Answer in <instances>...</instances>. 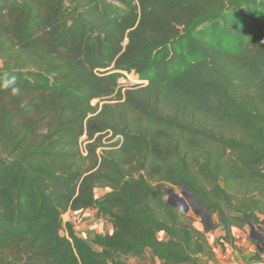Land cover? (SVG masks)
<instances>
[{"label": "trees", "instance_id": "16d2710c", "mask_svg": "<svg viewBox=\"0 0 264 264\" xmlns=\"http://www.w3.org/2000/svg\"><path fill=\"white\" fill-rule=\"evenodd\" d=\"M0 60V264H223L264 225V0H0Z\"/></svg>", "mask_w": 264, "mask_h": 264}, {"label": "rangeland", "instance_id": "374dc122", "mask_svg": "<svg viewBox=\"0 0 264 264\" xmlns=\"http://www.w3.org/2000/svg\"><path fill=\"white\" fill-rule=\"evenodd\" d=\"M174 194H178L179 199H176ZM167 198H171L173 201L177 202L180 206L179 208L192 217L195 225L205 231L210 242L214 244L215 238L223 232L222 228L213 229V222L216 217L211 218L210 221L204 214L202 208L192 199V196L187 192L184 193L183 189L180 187H171L168 189ZM65 217L66 219L68 217L73 218V215L70 214ZM236 231V235L240 237L238 241L240 244H238L237 251H226L216 246L215 248L220 258L229 264L232 263L233 258H235L237 262L245 264L252 255H256L254 256L256 260H254L258 262L257 264H264V225H249L242 232L238 229ZM248 249H250V251H248ZM125 261L129 263L127 259H125ZM149 261V257L146 255L142 258H137L134 264H153Z\"/></svg>", "mask_w": 264, "mask_h": 264}, {"label": "crops", "instance_id": "0c3cea01", "mask_svg": "<svg viewBox=\"0 0 264 264\" xmlns=\"http://www.w3.org/2000/svg\"><path fill=\"white\" fill-rule=\"evenodd\" d=\"M102 193H103V190L100 189L98 191V194L101 195ZM70 214L73 215V218L68 217L66 219L65 216L66 215L69 216ZM76 214L77 213H74V212L69 211V212H67L65 214L64 219H65V221H72V222H74L77 231L80 234H82L85 238H90V237H92L97 232H107V231L112 232L113 231V226L110 223H108L106 220H103V219H96L91 211H83V212L78 213L77 215ZM76 220H78V221H76ZM236 230H237V228H234L233 229V232H234L235 235H236V232H237ZM159 236L162 239L167 237V235H166L165 232H160L159 233ZM236 236H238V235H236ZM238 244H240V243L238 242ZM215 250L217 252V249L216 248H215ZM227 251H230V250H227ZM248 251H250V249H248ZM232 252H234V251H232ZM147 256L149 257V260L153 264H160L159 259L158 258L151 257V253L150 252H147ZM217 256H218V258H219V260H220L221 263H223V264H229L228 262H225L223 259H221L218 253H217ZM128 257H126V258L123 257V260L127 259V261L129 262V264H134L136 262L137 258H142V257H139V256H128ZM255 260H253L252 264H257L258 263ZM237 263H239V262H237L235 260V258H233V261L230 264H237Z\"/></svg>", "mask_w": 264, "mask_h": 264}, {"label": "built area", "instance_id": "2783aa9c", "mask_svg": "<svg viewBox=\"0 0 264 264\" xmlns=\"http://www.w3.org/2000/svg\"><path fill=\"white\" fill-rule=\"evenodd\" d=\"M147 82V80L141 79L136 73L128 71L123 72L121 78L119 79V84L124 89L134 85H144L147 84Z\"/></svg>", "mask_w": 264, "mask_h": 264}, {"label": "water", "instance_id": "95a60500", "mask_svg": "<svg viewBox=\"0 0 264 264\" xmlns=\"http://www.w3.org/2000/svg\"><path fill=\"white\" fill-rule=\"evenodd\" d=\"M181 187H182L184 193L187 192V193H189V194L192 196V194H191L190 192H188L187 189H186L183 185H182ZM174 195H175V198H176V199H179V195H178V194H174ZM192 199H193V200H194V201H195V202H196V203L202 208V206L196 201V199H195L193 196H192ZM168 201H169V203L172 204L173 206H176V207H178V208L180 207V206L178 205V203L175 202V201H173L171 198H168ZM202 210H205V209L202 208ZM207 217H208L209 220L211 221V217H209V216H207ZM250 225L253 226L254 224L250 222Z\"/></svg>", "mask_w": 264, "mask_h": 264}]
</instances>
